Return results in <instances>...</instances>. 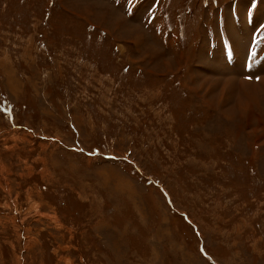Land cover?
I'll return each instance as SVG.
<instances>
[{"label":"rangeland","instance_id":"obj_1","mask_svg":"<svg viewBox=\"0 0 264 264\" xmlns=\"http://www.w3.org/2000/svg\"><path fill=\"white\" fill-rule=\"evenodd\" d=\"M0 264H264V0H0Z\"/></svg>","mask_w":264,"mask_h":264},{"label":"crops","instance_id":"obj_2","mask_svg":"<svg viewBox=\"0 0 264 264\" xmlns=\"http://www.w3.org/2000/svg\"><path fill=\"white\" fill-rule=\"evenodd\" d=\"M123 1H125V0H123ZM262 61H263V58L261 59V62H262ZM259 63H260V62H259ZM259 63H258V64H259ZM257 66H258V65H257V63H256L255 65L252 66V68H253V67H254V68H257ZM251 71H252V69H251Z\"/></svg>","mask_w":264,"mask_h":264}]
</instances>
